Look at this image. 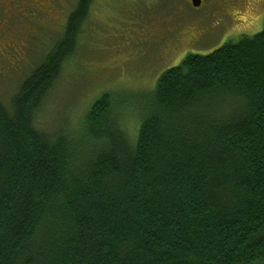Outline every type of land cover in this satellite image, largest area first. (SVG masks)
Segmentation results:
<instances>
[{
	"label": "trees",
	"instance_id": "1",
	"mask_svg": "<svg viewBox=\"0 0 264 264\" xmlns=\"http://www.w3.org/2000/svg\"><path fill=\"white\" fill-rule=\"evenodd\" d=\"M93 2L0 99V264H264V26L162 71L134 138L102 93L76 157L34 116Z\"/></svg>",
	"mask_w": 264,
	"mask_h": 264
},
{
	"label": "rangeland",
	"instance_id": "2",
	"mask_svg": "<svg viewBox=\"0 0 264 264\" xmlns=\"http://www.w3.org/2000/svg\"><path fill=\"white\" fill-rule=\"evenodd\" d=\"M75 2L0 0L2 101L62 34ZM201 3L193 7L191 0H94L74 52L35 113V126L47 133L75 128L78 157L96 143L82 137L85 113L108 92L117 100L111 105L112 118L118 117L122 131L134 138L162 71L187 54L205 55L263 29L264 0Z\"/></svg>",
	"mask_w": 264,
	"mask_h": 264
},
{
	"label": "water",
	"instance_id": "3",
	"mask_svg": "<svg viewBox=\"0 0 264 264\" xmlns=\"http://www.w3.org/2000/svg\"><path fill=\"white\" fill-rule=\"evenodd\" d=\"M192 6L199 7L201 5V0H191Z\"/></svg>",
	"mask_w": 264,
	"mask_h": 264
},
{
	"label": "flooded vegetation",
	"instance_id": "4",
	"mask_svg": "<svg viewBox=\"0 0 264 264\" xmlns=\"http://www.w3.org/2000/svg\"><path fill=\"white\" fill-rule=\"evenodd\" d=\"M245 20V19H244Z\"/></svg>",
	"mask_w": 264,
	"mask_h": 264
}]
</instances>
